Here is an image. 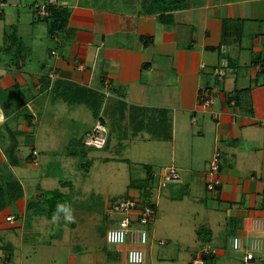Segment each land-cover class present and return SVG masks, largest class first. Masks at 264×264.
Here are the masks:
<instances>
[{"label": "crops", "instance_id": "1", "mask_svg": "<svg viewBox=\"0 0 264 264\" xmlns=\"http://www.w3.org/2000/svg\"><path fill=\"white\" fill-rule=\"evenodd\" d=\"M42 2L0 0V179L13 173L23 187V196L0 211V231L32 230L27 241L20 236L23 251L39 241L49 249L52 237H61L52 228L66 227L76 243L87 240V264H129V245L96 250L92 241L109 218V200L139 196L131 183L149 171L157 212L142 264H192L209 244L217 252L205 264H243L248 251L264 261V0H189L164 11L169 19L151 0H64L58 4L70 15L60 29L52 21L35 25ZM29 5L32 15L20 8ZM25 25L32 34L18 32ZM224 57L228 66L217 79ZM52 69L55 79L47 76ZM76 87L100 94L97 117L85 102L61 98ZM209 93L212 104L204 106ZM98 120L113 131L101 150L117 146L125 157L87 152L83 139ZM127 120L133 130L123 143L114 124ZM217 148L221 183L209 191ZM34 150L38 165L31 163ZM74 165L84 172L73 174ZM170 167L180 181L159 188ZM49 192L62 195L72 222L28 209Z\"/></svg>", "mask_w": 264, "mask_h": 264}, {"label": "built area", "instance_id": "2", "mask_svg": "<svg viewBox=\"0 0 264 264\" xmlns=\"http://www.w3.org/2000/svg\"><path fill=\"white\" fill-rule=\"evenodd\" d=\"M57 0H44L36 7L38 17L49 15V7L55 4ZM55 53V51H52ZM228 66V59L222 58V62L214 69L217 79L225 75V68ZM51 79L58 77V73L52 69L47 73ZM204 106L212 104V94H206L202 98ZM109 131L103 121L98 120L91 131L83 139L85 146L95 149H102L107 145ZM33 165L39 164L38 152L33 151L31 158ZM220 170H221V152L217 148L210 159L206 186L209 191L215 190L220 185ZM180 181V175L173 167L168 168L162 174L159 181V188L166 187L171 182ZM157 212V204L155 201L145 200L141 196H128L119 199H110L107 207V214L110 220L114 222L106 231L105 239L108 244L120 246L129 245L126 252V260L130 264H142L145 261V251L143 246L148 243L149 231L147 226L153 224ZM143 245V246H142ZM142 246V247H140ZM234 247H238V239H234ZM217 250L212 245H206L199 254L193 258L192 264H205L204 256H214ZM134 253L140 254V260L137 261ZM255 258L252 251H248L244 255V260L249 262Z\"/></svg>", "mask_w": 264, "mask_h": 264}, {"label": "rangeland", "instance_id": "3", "mask_svg": "<svg viewBox=\"0 0 264 264\" xmlns=\"http://www.w3.org/2000/svg\"><path fill=\"white\" fill-rule=\"evenodd\" d=\"M22 1L24 2L23 5L26 6L25 3H27L30 0H22ZM38 1H41V0H38ZM42 1L44 2V0H42ZM61 1H64V0H61ZM61 1L58 0V2H61ZM83 1L87 2V0H83ZM89 2L92 3L93 0H89ZM115 4L117 5L118 3L115 2ZM25 6H20L21 11H27V12H29L30 15H32V12H34V7L31 5H29L28 7H25ZM35 11H36V9H35ZM36 18H37V20H36L35 25L36 24L41 25V23L45 22L43 18H42L43 20L38 19L37 15H36ZM26 24H28V23H26ZM29 26L25 25V26L21 27L20 30L18 29V32L21 35L22 34L26 35V33L32 34L33 28L31 26L30 27ZM46 57H48V59H50V56L48 53H47ZM61 98L64 101H67V102L70 101L67 94H64L63 96H61ZM61 104H63L62 100H61ZM86 108H87L86 109L87 110V125H90L93 122V119H92L93 117H92L91 109L89 107H86ZM106 124L110 126V121H108V122L106 121ZM117 125H120V129L123 131L122 137L125 138L123 143L127 142V138H129L132 135V131H131V130H133L132 124L127 120L126 123L120 122V124H119V122H115L114 126H117ZM112 133H113V131H112V128L110 127V129H109V142L111 140ZM109 142H108V144H109ZM118 148L119 147H117V146H113L112 147L113 150L109 151L108 153L105 150H100V149H94V150L90 149V151L92 154L94 153V155H101L102 154V155H106V156L110 155L112 157H120V156L125 157V155H126L125 150L121 149L118 151L117 150ZM19 155H21V154H19ZM61 155H63V154H61ZM83 160L85 162H87V161H89V157H86V160H85V158H83ZM95 162L96 161L92 162L93 165H91V173L97 172V171H93L97 167V163H95ZM48 170H50L52 172L55 171V172L59 173V170L58 169L54 170V168H52V166ZM70 170L73 174H75V172H77L76 170H78V174H82L84 172V169H82V168H80V171H79V169H76L75 165H74V168L72 166ZM86 173H87V171L85 172V174ZM68 174L71 175L70 172H68ZM71 177H73V176H71ZM142 186H144V185H142V183L140 182V184L137 187V189L140 191V193H142V190H143ZM114 197L116 199H119L122 196H114ZM110 223H111L110 216H109V218H107V221L105 220V221H102L100 223V228H99V230L96 231L97 237H96V239H93V241H92V247H94L96 250H100V249L102 250L103 247L110 248V247L115 246V245L108 244L106 239H105V234H106V231H107ZM150 227L151 226L148 225L147 229L149 230ZM52 229H53L52 232H55V229L61 230V234H60L61 237H60V239H57L56 236L52 237L53 238L52 244L51 245L49 244V247H50L49 249L47 247H45V249H42V247L40 245V241H39L38 244H35V245L32 244V246H29L28 248H26L23 251H21L19 249V247H20V243H19L20 242V236L22 237V235H23L21 232L15 231L14 228H13L11 234L10 233L5 234L4 231H0V264H87V250H89V244L87 243V240L82 242V240L80 239L81 242L76 243L75 239L77 237L75 238L74 236L70 235L69 229L67 231H65L64 229H66V227L60 228V227H56V225H55L54 228H52ZM7 234H10V235H7ZM25 234L27 237L33 233L28 232V230H26ZM58 235H59V233H58ZM102 235H104V239H102ZM44 237H45V235L41 234V236L39 238L41 240ZM93 238H95V237L93 236ZM10 240L12 242H14L15 246L17 247L14 249L15 255H13V253H12L13 250L11 248L6 247L8 244H11V243H9ZM64 240L66 242L63 243ZM72 240H74V241H72ZM59 242H61V243H59ZM42 243L44 244L45 242H41V244ZM142 246H140V247H142ZM2 247H6V248L3 250ZM144 248H145V246H143V249ZM9 251L13 255L12 259H9L7 257L6 252H9Z\"/></svg>", "mask_w": 264, "mask_h": 264}, {"label": "trees", "instance_id": "4", "mask_svg": "<svg viewBox=\"0 0 264 264\" xmlns=\"http://www.w3.org/2000/svg\"><path fill=\"white\" fill-rule=\"evenodd\" d=\"M153 4L157 7L156 9L162 10V14L160 15L161 19H169L170 13H166L164 11H170V10H176L179 8H183L187 5L189 0H151ZM154 8V9H155ZM49 15L45 17H38V19H44V21H52V24H54L56 29L64 28L65 25L67 24V20L70 15V11L68 8L65 6L58 4V0L55 4L51 5L49 8ZM37 15V14H36ZM42 19V20H43ZM70 101H78V102H85L90 108L93 109L94 115L97 117L99 110L101 108V99H100V94L96 90H91L88 88H80L76 87L75 91L73 92L72 95L68 96ZM163 129L160 130L159 134L162 135ZM167 136L166 132L163 134ZM108 142H109V137H108ZM107 142V145H108ZM107 145L104 147L106 148ZM102 148V149H104ZM90 149H95L93 147H88L87 146V152L90 151ZM101 150V149H100ZM9 159L13 165H16L18 162L16 154H14L13 151L8 153ZM31 158L33 157V152L30 154ZM89 161H87L88 163ZM154 177L149 171H146V176L142 179L136 180L131 183V186L138 187L140 182L142 183L143 190L142 193H140L141 198L145 200H151L152 199V189L154 183ZM146 186V187H145ZM23 196V187L20 181L14 176L13 173H9L8 176L5 179H0V211L3 210L9 203L19 199L20 197ZM128 197V196H124ZM53 200H55V203H51ZM153 200V199H152ZM57 205H66V201L62 200V195L59 192H49L43 195L42 199H32L29 204H28V209L31 210L34 213H40L47 215L48 217L55 216L58 214L56 211ZM114 222L111 221V224ZM27 230V229H26ZM23 233V239L27 241L28 236L26 237L25 231ZM28 232H32L34 235V232L32 230ZM9 246V247H8ZM7 248H11L13 251L14 255V246L13 244H8L6 246ZM6 247H2L4 250ZM12 253L6 252L7 257L9 259H12L13 255ZM5 255V254H4ZM215 256V255H214ZM214 256H204V261L207 263V261H210L213 259ZM252 263H251V262ZM249 264H264V261H259L256 260V258L251 259ZM246 264V262L244 260Z\"/></svg>", "mask_w": 264, "mask_h": 264}, {"label": "clouds", "instance_id": "5", "mask_svg": "<svg viewBox=\"0 0 264 264\" xmlns=\"http://www.w3.org/2000/svg\"><path fill=\"white\" fill-rule=\"evenodd\" d=\"M56 211L58 213L63 214L65 221L72 222L73 216H72L70 207H68L66 205H57ZM55 220H56V217H53L54 222H55ZM133 255L136 257L137 261L140 260V254L139 253H134Z\"/></svg>", "mask_w": 264, "mask_h": 264}]
</instances>
